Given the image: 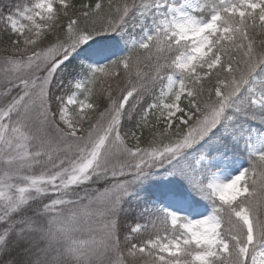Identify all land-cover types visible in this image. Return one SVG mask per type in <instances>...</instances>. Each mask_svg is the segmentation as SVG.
I'll return each instance as SVG.
<instances>
[{
  "label": "snow or ice",
  "instance_id": "6c2138e0",
  "mask_svg": "<svg viewBox=\"0 0 264 264\" xmlns=\"http://www.w3.org/2000/svg\"><path fill=\"white\" fill-rule=\"evenodd\" d=\"M0 264H264V0H0Z\"/></svg>",
  "mask_w": 264,
  "mask_h": 264
}]
</instances>
